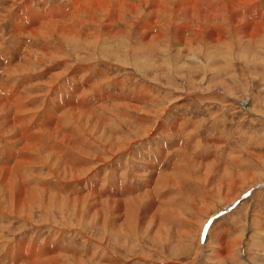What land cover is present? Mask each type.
Wrapping results in <instances>:
<instances>
[{"label":"rangeland","instance_id":"374dc122","mask_svg":"<svg viewBox=\"0 0 264 264\" xmlns=\"http://www.w3.org/2000/svg\"><path fill=\"white\" fill-rule=\"evenodd\" d=\"M77 1L0 0V167L13 169L26 153L18 143L37 135L59 175L28 167L24 186L63 199L48 212L35 205L28 221L0 211V264L39 254L35 261L60 256L64 264H264V32L249 41L232 30L217 53L215 43L189 34L188 49L177 42L172 12L156 20L149 8L160 2L149 0L114 24L124 41L117 47L96 42L113 38L105 15L73 19L79 36L57 28L35 36ZM17 16L30 32L15 30ZM149 17L155 23L144 37L137 27ZM65 112L80 115V124ZM82 123L88 131L100 125L102 139ZM56 126L70 137H53ZM119 139L132 142L121 144L129 148L122 154ZM62 165L84 173L72 178ZM162 176L177 183L156 186Z\"/></svg>","mask_w":264,"mask_h":264},{"label":"bare ground","instance_id":"6f19581e","mask_svg":"<svg viewBox=\"0 0 264 264\" xmlns=\"http://www.w3.org/2000/svg\"><path fill=\"white\" fill-rule=\"evenodd\" d=\"M167 1L168 0H159V2H160L159 5H155V6L151 7V8H149L150 15L155 17L156 20H158L161 17L162 18L165 17L169 13V11H171L172 12L171 13L172 14V18H173V21H174L173 22V27L175 28V31H178V38H177L178 44L181 45V46L190 45V46H186L185 48L189 49V47H191V45H192V43H190L191 39L189 38V34H192V36L195 37L196 41H200L202 38L206 37L210 42L215 43L216 44V46L214 47L215 51L212 50V52H215V53H217L218 51H221L217 47H219L221 49L225 48V47H223V46H225V36H228L227 33H229L232 30L242 31L241 35L244 37V39L246 38L249 41L256 40V38H260L263 35V32H264V20L262 18H260L258 14H257V16L251 15V17H255L256 18V19L253 18L254 20L249 18L247 15H244V13H246V8L249 9L251 6L256 4L258 0H222V1L219 0L220 2H217L215 0H177L179 2V5H178L177 9L174 8L173 6H168ZM148 2H149V0H78L77 3L74 4L75 5L74 6L75 7L74 11L68 17L64 16L65 10H64V12H61V13L56 12V16H57L56 18L55 17L51 18L49 23H46V24H43V25L41 24V27L39 26L38 28H36L33 31L34 32L36 31V34L34 33L35 36H36V35L42 33L43 31H45V32L46 31H51V30H54L55 28H57L58 32L61 33L62 35L73 36V33H75L77 36H79V34L76 31L72 30V25L73 24L71 22L75 21L77 18L82 19L85 16H90L91 18H94L95 20H97V17H99L100 15H105V16H107V20H105V21L100 20V22H102V23H106L107 22L106 25H105V28L103 30L106 32L107 35L113 36V38H111V40L102 42L101 39L98 37L99 40L96 41V42H97L98 46L104 45V49L111 47V45L113 43H114L115 46L114 45H112V46L113 47H117L118 44H116V43L117 42L118 43L121 42V39L120 38H116V37L122 36V34L118 35V33H120V32H115V30H113L115 28L114 24L117 23V21L123 22L124 21V18H123L124 15H131V16L139 15L141 13L142 9L149 4ZM71 5L72 4H70L69 6H71ZM30 10H31V8H30ZM22 13H24L23 10H22ZM247 13H249V12H247ZM82 14H84V15L81 16ZM175 14H177V16H180L182 19L181 20L178 19V18L174 19L173 16ZM19 15H21V14L19 13ZM34 15H36V13ZM39 15L41 17V14H39ZM17 17H18L19 22H18V25L15 26V30L16 31H20V30L25 31V30L29 29L28 31L30 32L31 28H27L25 26V24L22 23L23 21L22 20H21L22 22L20 21V17L19 16H17ZM91 18H89V19H91ZM32 19H34V18H32ZM73 19H75V20H73ZM81 21H84V20H81ZM30 22H32V21H30ZM30 22H29V24H30ZM154 23H155V21L150 20V17H149L148 19L143 20L139 24L140 26L137 27V29H138L139 33H141L142 36L147 37L149 35V31L151 30V28L154 25ZM164 25H167V24H164ZM34 28H35V26H34ZM160 32L163 34V31L161 29H160ZM161 33L157 34V37L155 38L158 41H159V38H161L163 36ZM238 35H237V37H238ZM126 42H127V40H126ZM121 43L124 44V41L122 40ZM165 43L167 44L166 41H165ZM257 43H258V41H257ZM107 44L110 45V46L105 47ZM226 50H227V52H234L231 48H226ZM203 51H204V49H203ZM224 53H225V51H224ZM211 55H214V54H211ZM193 58L196 60V57L193 56ZM244 59H245V57H244ZM257 59H260V58L259 57L258 58H254V59L252 58L251 61L256 63V62H258V61H256ZM206 60H207V63L209 65L210 61L208 59H206ZM176 63H178V62L176 61ZM263 63H264V61H263ZM261 68L264 70V65L261 66ZM215 90L204 91L203 93H201V95L202 94L204 95V93H206V92H211V94L212 93L215 94V93L219 92V90H216V91ZM194 94H197V93L194 92ZM188 95H190V94H188V91H187V96ZM2 101H4V100H2ZM19 102H20V99H19ZM79 103H81V102H79ZM246 104L247 103L244 102L242 105L245 106ZM19 112H21V111H19ZM68 114L69 115H73V114H71L69 112H65V115H68ZM73 116L76 117V119L78 120V123L80 124V119H81L80 115H73ZM22 119H23V117H22ZM22 119L20 118L21 124L24 125V126H25V124L27 125V123H25V124L23 123V122H25V119H23V121H22ZM59 120H60V118H59ZM59 125H61V124H59ZM86 125L82 123V128H84V130L87 133L89 132V134H88L89 137H91L93 140H96V141L102 139V138H96V134L99 133L98 129H100V125L97 126L95 129H93L91 131H88L85 128ZM96 125H98V124H96ZM56 127H55L56 129H52L53 130L52 134L50 132V134L53 137H63V141H64V139L67 140V138L70 137V136H68L66 138V136L61 134L60 131L58 130L60 128H58V126H56ZM150 132H151V129H147L145 131V134L149 135ZM46 134H47L46 136H48V133H46ZM128 135H130V133L127 134V136ZM33 136L35 137L34 134H33ZM29 140H28V143L26 145H24V144L22 145V142L18 143L19 146H22L21 152L24 151L27 154L26 153L25 154L21 153L22 156H20V158H17L16 166L13 167V169H9L7 167L6 168L5 167H0V202H1L0 203V211L2 213L5 212L7 214L12 213L13 216L15 215V217H16V215H18L19 217H21L22 219H26L27 221L29 220L28 217H30V219H31L32 214H33L32 212L34 211L35 205L38 207V209H42V210L48 212L49 209H51V206L53 207V205H54V201H53L54 198H57V199L60 198L61 199V203H63V199H62L61 195L60 196L59 195H55L56 194L55 193L54 195L51 194V196L46 197L45 195L41 194L43 192L42 189L40 190L37 187H31V188L25 187L26 183H25V186H24V181L27 182V179H28V178L26 179V177H27V175L29 173L27 171L28 167H36L38 165H47V166H49L50 169L52 168L51 171H54L57 175H59L58 172H57L58 171L57 169L59 167V166H57V164H58L57 161L56 160H52L50 154L43 155V152L41 151V148H39L37 146V144H38V142H36L37 135H36V138L34 139L35 143H34V140H33V142H30L32 140H30V141ZM38 141H39V139H38ZM115 144L118 147L117 151L122 154V152H124V151L129 149V148L125 149L122 145L126 144V147H131L132 142H131V140L130 141H125V140L119 139V140H117V142ZM68 145H69V143H68ZM107 146L105 145V147H107ZM112 146H113V144L111 146H108V148L110 149L109 151L111 153L114 151ZM70 148L72 149V147H70ZM70 148H68V149L70 150ZM79 148H80V146H79ZM57 149H56V151H57ZM29 153L32 154V155H30ZM23 155H24V157H23ZM37 155H39V157ZM31 156H34L36 160H38V159L39 160L38 161H32V159L30 158ZM67 159H68V157H67ZM187 166H189V165H187ZM211 169H212V167H211ZM61 173L64 174V175H66L67 173H70V174H72L71 176L73 178L75 176L81 177V175L84 172L82 173L80 171H76V173H75V172H73V170L70 169V167L62 165V172ZM158 179L160 181H155L156 182V186H158L159 184H166L167 186H170L171 184H173V182L177 183L176 178L172 181V178L169 177V176H162L161 178H158ZM2 197H3V200H2ZM45 197H46V199H44ZM73 200L74 201H72L73 204L71 205L72 206L71 211H73V210L76 211L77 210L76 207L78 205V203H77L78 199H73ZM44 201H45V203H43ZM108 201L109 202L113 201V203H114V200H108ZM103 204H106V203H104V201H103ZM59 208L61 210V209L66 208V206L62 204V206L59 205ZM28 214H29V216H28ZM73 214H75V213H73ZM21 251H22V249H21ZM54 253H56V251L53 250L51 254H54ZM39 255H37L35 258H29V257H25L24 255H22L24 257L22 259L25 260L27 262V264H64L65 263V262L63 263V262L59 261V259H61L60 256L59 257H52L48 262L41 261V260L35 261L39 257ZM82 262H78V263L82 264ZM15 264H20V263H15Z\"/></svg>","mask_w":264,"mask_h":264},{"label":"crops","instance_id":"0c3cea01","mask_svg":"<svg viewBox=\"0 0 264 264\" xmlns=\"http://www.w3.org/2000/svg\"><path fill=\"white\" fill-rule=\"evenodd\" d=\"M255 5V6H254ZM253 6H251L249 9L248 8H246V13H244V15H247L249 18H251V19H256L255 17H251V15H254V16H257V14L259 15V17L260 18H262L263 20H264V8H263V6H262V2H257L256 4H254ZM257 11H256V10ZM255 10V11H254ZM247 12H249V13H247ZM258 12V13H257ZM253 13V14H252ZM261 14V15H260ZM253 19V20H254ZM259 19V18H258ZM221 222V221H220ZM222 223V222H221ZM219 224V223H218ZM218 224H217V227H218ZM223 230L224 229H221V231L220 232H223ZM225 230H228V233L230 234L231 233V227L230 228H227V229H225Z\"/></svg>","mask_w":264,"mask_h":264}]
</instances>
